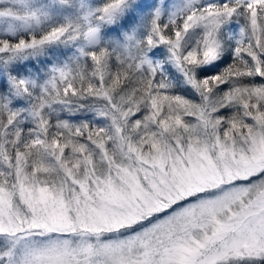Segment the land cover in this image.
<instances>
[{
  "label": "snow or ice",
  "instance_id": "snow-or-ice-1",
  "mask_svg": "<svg viewBox=\"0 0 264 264\" xmlns=\"http://www.w3.org/2000/svg\"><path fill=\"white\" fill-rule=\"evenodd\" d=\"M0 264H264V0H0Z\"/></svg>",
  "mask_w": 264,
  "mask_h": 264
}]
</instances>
